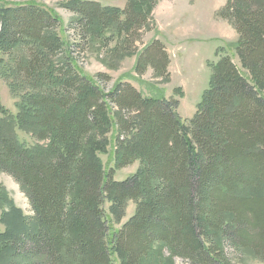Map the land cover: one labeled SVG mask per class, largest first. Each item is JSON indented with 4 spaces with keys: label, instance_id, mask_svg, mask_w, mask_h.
I'll list each match as a JSON object with an SVG mask.
<instances>
[{
    "label": "trees",
    "instance_id": "16d2710c",
    "mask_svg": "<svg viewBox=\"0 0 264 264\" xmlns=\"http://www.w3.org/2000/svg\"><path fill=\"white\" fill-rule=\"evenodd\" d=\"M158 1L127 0L120 9L72 0L64 8L86 46L116 41L114 51L124 52ZM219 17L237 34L240 68L226 55L212 64L196 113L184 121L175 98L144 96L122 81L105 93L85 77L49 11L0 6V77L18 100L15 115L0 100V173L18 183L33 212L25 218L0 189L9 209L0 264H173V256L228 264L225 244L264 264V0H226ZM169 62L155 40L135 72L150 68L166 80ZM112 129L115 168L139 162L123 181L100 158ZM130 201L134 214L116 229Z\"/></svg>",
    "mask_w": 264,
    "mask_h": 264
},
{
    "label": "rangeland",
    "instance_id": "374dc122",
    "mask_svg": "<svg viewBox=\"0 0 264 264\" xmlns=\"http://www.w3.org/2000/svg\"><path fill=\"white\" fill-rule=\"evenodd\" d=\"M72 0H0V6L33 3L45 11H49L58 18V26L54 32L62 42L66 43L67 51L75 58L81 73L92 79L105 93H109L119 82L127 83L144 96L175 98L178 100V112L182 120H190L197 110L203 92L208 88L211 65L218 62L222 56H229L233 63L240 68L239 61L234 52L237 34L229 21L219 17L226 0H159L154 7L147 27L139 32L138 42L133 44L129 38L124 52L114 51L116 41L109 43L107 48L101 43L86 46L80 39L75 28V15L64 8V4ZM99 3L102 7H116L124 9L127 0H85ZM161 42L169 57L166 80L156 78L152 69L148 68L143 75L138 76L135 67L139 55L153 41ZM71 51V52H70ZM61 53L53 58L57 62ZM102 75L98 78V75ZM0 100L2 106L15 115L16 97L10 92L8 82L0 77ZM19 138L26 145L35 144L28 135L19 132ZM116 129L107 135L109 140L108 152L100 154L106 171L113 170V179L123 181L136 173L139 162L121 169H116L113 160V149ZM122 138V136H121ZM0 189L4 192L7 203H12L20 210L25 218H31L33 212L28 199L10 176L0 173ZM3 194L0 192V200ZM8 204L0 205V220L4 212H8ZM108 203L104 209L107 210ZM135 211V204L128 202L125 217L120 228ZM5 231V225L0 221V233ZM163 257H169L167 248H159ZM225 253L228 264H262L251 254L235 250L233 246L225 244ZM152 260L151 258L149 259ZM173 264H190L189 261L173 256Z\"/></svg>",
    "mask_w": 264,
    "mask_h": 264
}]
</instances>
